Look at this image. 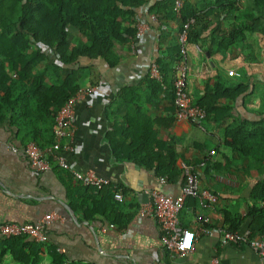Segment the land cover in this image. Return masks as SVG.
<instances>
[{
	"label": "crops",
	"instance_id": "crops-1",
	"mask_svg": "<svg viewBox=\"0 0 264 264\" xmlns=\"http://www.w3.org/2000/svg\"><path fill=\"white\" fill-rule=\"evenodd\" d=\"M157 1L172 12L163 15V22H151L152 29L145 31L134 50L131 43L127 51L116 45L114 67L103 58L84 56L75 64H63L54 50L44 45L37 48L43 58L35 57L33 72H42L47 85L60 84L79 66L94 67L98 81L95 84L84 81L80 86H93L94 90L76 104L75 149L66 153V159L71 168L93 170L122 186V200L106 194L100 199L91 188L59 168L34 171L21 147L33 136L41 143L49 142L53 119L44 121L43 114L32 103L35 99L32 77L18 75V61L14 66L4 62L1 72L13 80L12 94L17 103L15 111L7 109L0 120V220L35 222L50 212L64 216L46 228L48 241L40 244L36 262L28 264H53L48 252L52 247L63 248L66 264H206L214 256L219 264H264L246 243L223 242L216 232L219 228H233L251 236L264 234V214L250 213L251 208L264 209V202L255 196L258 184L264 181V38L246 33L232 40L224 39L213 33L216 25L211 18L201 42L187 45L184 60L190 96L199 102L219 83L231 95L238 86L248 88L231 98H218L216 109L204 120L203 127L178 121L171 93L150 88L147 78L150 61L157 59L167 69L166 81L172 82L181 22L174 9L175 0H148L137 8L136 18L147 20L148 7ZM185 1L200 3L182 0L183 5ZM242 3L255 11L252 0ZM222 19L226 30L237 28L233 16ZM67 30L68 41L74 40L77 28L68 25ZM162 31L165 33L160 38ZM33 48L36 46L22 48L20 52ZM54 66H59V70ZM229 70L237 75H228ZM46 107L52 106L47 103ZM136 109L147 117L136 122L135 128L151 135V143L145 148L151 151L152 167L116 158L112 152L114 122L122 121L124 127H130L132 119L124 120L130 114L133 120H142L133 113ZM231 131L238 133L232 137L228 134ZM233 141L235 144L230 143ZM11 146L18 151H12ZM211 152L213 155H209ZM160 162L163 166L157 169ZM184 165L192 167L200 188L210 191L217 200L203 207L192 197L186 199L181 222L199 233L191 252L173 255L161 243L156 222L139 215L138 210L148 199L149 190L161 189L170 196L178 195L184 184ZM161 175L166 177L163 184L159 182ZM94 199L98 202H93ZM198 217L207 218L208 222L202 224ZM202 227L208 230L200 231ZM24 243L23 249L29 253L30 239ZM0 264L24 263L16 261L9 249L0 247Z\"/></svg>",
	"mask_w": 264,
	"mask_h": 264
},
{
	"label": "trees",
	"instance_id": "trees-1",
	"mask_svg": "<svg viewBox=\"0 0 264 264\" xmlns=\"http://www.w3.org/2000/svg\"><path fill=\"white\" fill-rule=\"evenodd\" d=\"M147 1L0 0V90L4 91V96L0 97V120L5 116L4 112L7 109L11 112L15 111V104L17 103L12 94L13 80L5 72H1L5 61L9 62L11 66H14L15 61H18L20 64L18 75L22 78L26 76L32 77L33 93L35 95L32 103L38 112L43 114L44 121L45 118L51 121L53 119L54 127L56 113L63 103L76 93L84 81L88 84H95L98 78L94 75L93 66H79L71 74L66 75L60 84H45L43 73L37 72L35 74L36 72H33L35 57L43 58L42 53L37 49L38 45L53 49L63 64H75L80 57L84 56L90 59L103 58L110 67H114L117 62L115 55L116 45H119L123 51L129 50V45L135 38L134 25L138 20L136 18V10L147 3ZM252 1L256 8L255 11L244 5L242 0H200L199 5L185 1L178 13L181 21L179 32L183 24L192 18L193 22L190 23L188 28L187 45L200 43L202 40L201 36L211 24L212 18L216 25L213 33L220 34L224 39L232 40L236 35L243 36L246 33H253L260 38H264V0ZM170 11L172 12V9H166L160 1L148 7V13L158 14L159 22H163V15ZM228 16H233L237 28L231 30L224 28L222 18ZM68 25L78 30L77 37L72 41H68ZM164 33L165 31H162L160 38ZM34 45L36 48H33L32 51L20 52L22 48ZM182 58L179 45L175 62L182 60ZM156 62L162 73V81L150 78L147 75L148 86L155 90H168L172 95L173 103L172 82H167L165 78L167 69L157 59ZM54 68L59 70V66H54ZM162 83L167 87L163 88ZM247 88L248 86H238L234 89L232 95H239L246 91ZM227 90L224 85L219 83L214 91L206 94L197 102L206 111L204 120L216 109L218 98L232 97ZM47 103L52 107H46ZM27 105L29 106L30 104L27 103ZM173 106L175 113L174 103ZM133 113L142 120H133L132 114H130L124 118L127 122L132 119L130 127H124L121 123L122 121L114 122L111 130L113 138L110 142L112 152L116 158L129 159L142 163L146 167H152L153 162L149 159L151 151L145 148V145L148 146L151 143L149 142L151 135L141 130L139 132L135 128L136 122L147 120V117L142 115L137 109L133 110ZM190 123L196 125L194 122ZM235 133L238 132L231 131L228 134L234 137ZM52 140L53 135L47 143H41L35 136L29 141L45 146L49 145ZM230 143L235 144V141ZM135 153H138L139 156L135 157ZM159 166L162 167L163 164L160 162L156 168L159 169ZM160 174H164V172L160 170ZM118 188L121 189L122 193L124 192L122 186L108 185L99 190L95 196L101 199L106 194L109 198H112ZM86 189L85 187L83 190L85 191ZM255 196L264 202V181L258 184ZM93 202L98 201L94 199ZM71 205L74 210H77L75 203ZM250 213L263 216L264 209L256 210L251 208ZM230 229L234 230L233 228ZM27 238L29 237L0 238V247L9 249L16 261L24 264L34 263L38 256L36 252L41 250L40 244L29 238L32 247L28 253L23 249L24 241ZM48 252L52 257L53 264H63L64 256L58 253L56 248H49Z\"/></svg>",
	"mask_w": 264,
	"mask_h": 264
},
{
	"label": "built area",
	"instance_id": "built-area-1",
	"mask_svg": "<svg viewBox=\"0 0 264 264\" xmlns=\"http://www.w3.org/2000/svg\"><path fill=\"white\" fill-rule=\"evenodd\" d=\"M182 0H175L174 9L177 13L182 8ZM158 23L159 17L156 13H149L148 19L137 20L134 25L135 38L131 43L134 50L140 43L141 38L147 29H152L150 23ZM193 19L187 20L183 24L178 34L180 52L182 60L176 61L174 65V76L172 79L173 103L175 105V116L181 122H194L196 126L203 127V121L206 118V111L197 102H194L188 92L189 72L185 63L187 53V34L190 23ZM198 48V46H196ZM228 75H237L233 70H229ZM148 76L158 81H162L160 67L155 60H151L148 65ZM163 88L167 86L161 84ZM94 90L93 86L79 88L74 95L69 97L58 109L55 116L53 127V140L49 145L40 146L34 141H28L21 151L26 155L31 167L36 172L50 171L59 168L69 174L84 186L92 189L93 193H98L104 186L113 185L112 180L100 177L93 170L79 171L71 168L66 159V153L75 149V107L79 100L83 99ZM12 151H18V148L11 146ZM209 155H213L211 152ZM184 184L178 195L170 196L161 189L147 191L148 199L141 205L139 215L152 218L159 226L161 234V243L166 247L170 254L184 255L194 249V243L198 230H193L181 222L180 213L184 207L187 198L192 197L197 200L200 206L206 207L210 203L216 202L217 198L210 191L200 188L198 177L191 166L183 167ZM161 184L166 182L165 176L159 177ZM114 198L122 200L123 193L120 188L114 193ZM64 216L57 212H50L42 215L35 222L17 223L0 220V238H10L18 236H27L38 244H45L48 241L46 228L55 220H63ZM202 224L208 222L207 218L198 217ZM113 227L110 224V228ZM206 227L200 228V231H207ZM223 242L234 244L246 243L256 251L264 262V234L251 236L248 232L219 228L216 230ZM58 253L64 254L63 248L56 249ZM66 264V261L63 262ZM206 264H219L218 257L214 256Z\"/></svg>",
	"mask_w": 264,
	"mask_h": 264
},
{
	"label": "water",
	"instance_id": "water-1",
	"mask_svg": "<svg viewBox=\"0 0 264 264\" xmlns=\"http://www.w3.org/2000/svg\"><path fill=\"white\" fill-rule=\"evenodd\" d=\"M68 210L70 211V214L72 215V216H74V213H73V211L68 207Z\"/></svg>",
	"mask_w": 264,
	"mask_h": 264
}]
</instances>
